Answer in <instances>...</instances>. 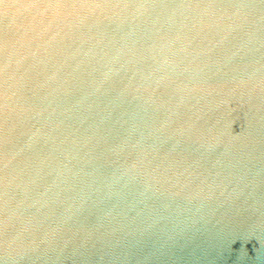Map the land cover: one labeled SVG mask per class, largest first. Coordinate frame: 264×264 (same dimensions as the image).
I'll return each mask as SVG.
<instances>
[{
    "label": "water",
    "instance_id": "water-1",
    "mask_svg": "<svg viewBox=\"0 0 264 264\" xmlns=\"http://www.w3.org/2000/svg\"><path fill=\"white\" fill-rule=\"evenodd\" d=\"M0 264H264V0H0Z\"/></svg>",
    "mask_w": 264,
    "mask_h": 264
}]
</instances>
